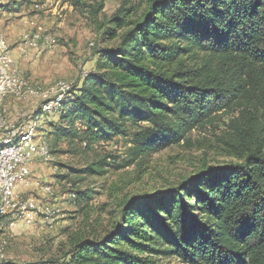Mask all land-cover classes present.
Wrapping results in <instances>:
<instances>
[{
    "label": "trees",
    "instance_id": "obj_1",
    "mask_svg": "<svg viewBox=\"0 0 264 264\" xmlns=\"http://www.w3.org/2000/svg\"><path fill=\"white\" fill-rule=\"evenodd\" d=\"M93 1L85 7L96 20L104 0ZM101 27L102 41L117 44L99 49L94 70L63 98L49 125L55 142L91 149L133 131L123 169L230 111L221 141L236 161L126 197L118 220L83 224L59 259L39 264H264V0H140ZM109 166L102 159L82 173L104 177ZM72 192L88 220L93 192Z\"/></svg>",
    "mask_w": 264,
    "mask_h": 264
},
{
    "label": "rangeland",
    "instance_id": "obj_2",
    "mask_svg": "<svg viewBox=\"0 0 264 264\" xmlns=\"http://www.w3.org/2000/svg\"><path fill=\"white\" fill-rule=\"evenodd\" d=\"M5 1L1 5L5 6V14L0 13V21L5 25H0V32L4 36L8 22H14V28L19 30L17 43L24 44L33 35L51 37L52 45L47 46L40 41L36 48H23L24 51L28 49L27 53L20 56L15 67L17 74L29 83L31 91L24 97L3 95L0 98L4 100L0 103V135L7 133L4 139L17 140L19 132L33 129L36 137V131L47 137L46 157L34 160L30 166L33 184L28 186V197L35 199L33 210L44 211L45 202H49L59 214L54 226L45 227L38 220L25 224L18 220L21 214L5 215L8 217H5L0 235V264H39L59 259L68 234L83 228V224H96L103 229L118 220V206L126 197L160 193L178 185L203 167H217L236 161L226 156L221 141L230 130V119L237 116L230 111L219 115L213 124L204 129L191 131L179 144L123 169L117 166L127 157L133 131L127 137H116L91 149L85 148V142L81 143L78 138L73 141L63 138L55 142L48 135L49 125L59 118L54 112H47L50 108L48 101L56 98V93L52 92L66 97L69 90L80 86L83 76L94 70L97 51L117 44V41H102L104 18L110 17L122 4L134 5L140 0H104L96 20L85 7L94 5L93 0ZM22 18L26 20L25 25ZM49 89L53 91L49 92ZM8 98L14 103L11 110L5 106ZM61 102L56 107L60 111ZM7 119L14 125L23 123L18 130L10 132L11 125L7 126ZM75 127L82 129L80 123H76ZM21 146L26 145L23 143ZM102 159L110 164L104 177L82 173L87 165ZM45 188H49V192ZM72 190L93 192L88 204L92 209L88 211V220L84 214L87 211L81 210L82 202L70 201V195L74 194ZM48 193L52 196L48 197ZM161 264L179 263L173 258H165Z\"/></svg>",
    "mask_w": 264,
    "mask_h": 264
},
{
    "label": "built area",
    "instance_id": "obj_3",
    "mask_svg": "<svg viewBox=\"0 0 264 264\" xmlns=\"http://www.w3.org/2000/svg\"><path fill=\"white\" fill-rule=\"evenodd\" d=\"M46 41L47 46L52 45L51 37H48ZM5 62H11V60L6 59V56H1L0 52V89L6 84H17L19 90V81L23 76L18 75L17 72L6 74ZM22 123L14 125L8 119L6 120V124H11L10 132L18 130V126ZM6 134L2 133L0 139H4ZM31 164L28 145L22 146L15 153L0 154V212L21 211V218L18 220L27 225L38 220L42 227L54 226L59 213H53V204L45 202V210L36 211L33 210L35 199H28V184H33ZM50 196L52 193H48V197Z\"/></svg>",
    "mask_w": 264,
    "mask_h": 264
},
{
    "label": "bare ground",
    "instance_id": "obj_4",
    "mask_svg": "<svg viewBox=\"0 0 264 264\" xmlns=\"http://www.w3.org/2000/svg\"><path fill=\"white\" fill-rule=\"evenodd\" d=\"M46 40H48V37H46V36H32L29 39V41L24 42L23 48H27L31 45L35 46L40 41L43 44H47ZM9 49L10 48L7 45L5 39L0 36L1 56H6V59L11 60L10 56H9V53H10ZM5 71H6V74H14V71L12 70V63L11 62H5ZM30 87L31 86L26 81V79L24 77H22V79L19 81V90H18L17 84H6L3 86L2 89H0V98L3 95H12V96L24 97L26 93H30V91H31ZM56 88L58 90V87H56ZM51 89H49V92L53 91ZM64 92L65 91H63V93ZM52 93H56V98L52 99L51 101H48L49 103L47 105L50 104V108H49V110H47V112L52 111L56 115H59V113H61V111L57 110L56 107L63 100L64 94L61 96L60 93L59 94L57 92H52ZM10 125L11 124H8L7 126H10ZM36 135H38V137H36L35 134H33V129H30V130H26L25 132H19L17 140H15V139L12 140L9 137L3 139V141H0V154L15 153V152H17V150H20L22 148L21 144L25 143L26 146L28 145V149L30 150V158H31L32 163L34 162V160H36L38 158L41 159V158L46 157L48 145L45 146V144L47 142L45 135H43V134L40 135L37 133V131H36ZM28 186H29V184H28ZM45 191L49 192V188H45ZM28 199H32V198L28 197ZM75 199H76L75 193L71 194L70 195V201L74 202ZM53 213H58V211L53 210ZM7 214H10V215L14 214L15 216H18L19 214H21V211H2V212H0V216H5Z\"/></svg>",
    "mask_w": 264,
    "mask_h": 264
},
{
    "label": "crops",
    "instance_id": "obj_5",
    "mask_svg": "<svg viewBox=\"0 0 264 264\" xmlns=\"http://www.w3.org/2000/svg\"><path fill=\"white\" fill-rule=\"evenodd\" d=\"M4 3H6L5 0H0V6L2 4H4ZM1 12H3V10H0V13ZM3 14H5V13L3 12ZM22 20H24L22 22V24L25 25V21H26L25 18H22ZM0 25L2 27L5 26L3 23H1V21H0ZM14 27H16V26H14V22H11V23L8 22V24L6 26V30H5L6 31L5 32L6 35L4 36L1 32L0 33L2 34L3 38H5V41H6V43L8 44V46L10 48L11 63L13 62L12 63V70L15 72V71H17V69L15 67L16 64H17V61H19V58H21L20 56L26 55L28 49L24 51L23 44H19L20 42L17 43V40L19 39V37H18L19 30L15 29ZM24 34L22 36H24ZM39 44H40V42L38 43V45ZM41 44H43V43L41 42ZM36 46L37 45H35V46L31 45V46H29V48H36ZM3 101L4 100H0V103L3 102ZM5 106H7V108L11 110L12 106H14V103H12V100L10 98H8V99L5 100Z\"/></svg>",
    "mask_w": 264,
    "mask_h": 264
}]
</instances>
